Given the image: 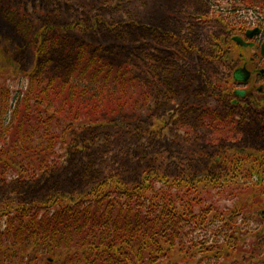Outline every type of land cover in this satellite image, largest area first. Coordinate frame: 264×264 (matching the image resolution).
Instances as JSON below:
<instances>
[{"label": "trees", "instance_id": "trees-1", "mask_svg": "<svg viewBox=\"0 0 264 264\" xmlns=\"http://www.w3.org/2000/svg\"><path fill=\"white\" fill-rule=\"evenodd\" d=\"M225 1L230 7L215 17L217 31L213 29L206 44L215 48H206V56L200 58L218 71L225 62L222 46H231L227 30L245 31L249 21L242 12L264 10V0ZM59 44L58 39L42 40L35 67L11 73L19 82L17 89L0 83V196L6 193L0 197V264H197L198 257L208 264H264L256 253H264V230H249L257 243L241 247L243 193L234 207L221 208L217 202V192L238 186L240 180H249L246 188L259 192L252 195L264 202V191L259 190L264 189V150L241 147L237 140L242 126L231 115L222 118L215 111L225 107L218 95L225 83L212 85L215 99L208 98L210 79L204 80L205 97L191 96L190 85L181 87L187 74L184 66L180 83L173 84L165 75L159 80L157 70L147 72L142 81L130 64H113L88 44L65 51L60 64L52 66L47 59ZM4 73L0 70V79ZM182 94L179 107L189 113L203 111L191 118L203 129L196 131L214 134H195L193 148L198 149L184 165L210 159L206 149L214 148L216 158L206 166L210 173L195 174L193 166L176 174L155 168L128 182L114 172L85 191L31 202L4 190L60 170L63 157L78 147L84 131L106 129L120 118L133 123L153 101L161 107ZM184 120L183 126H189ZM186 138V144L193 141ZM202 139L208 140L205 148H199Z\"/></svg>", "mask_w": 264, "mask_h": 264}, {"label": "rangeland", "instance_id": "rangeland-1", "mask_svg": "<svg viewBox=\"0 0 264 264\" xmlns=\"http://www.w3.org/2000/svg\"><path fill=\"white\" fill-rule=\"evenodd\" d=\"M228 7L225 0H0V70L5 72L0 83L17 89L19 82L11 73L31 71L35 67L36 49L41 41L58 39L59 46L50 50V58L47 59L52 66L60 64V57L62 54L65 57V51L80 44H88L94 51H101L113 64H130L142 81L147 77V72L157 70L159 80L165 75L173 84L180 83V66H184L181 69L187 71V74L181 87L190 85L191 91L188 93L191 96L196 94L205 97L207 90L204 88V80L215 75L222 79V75L221 71L217 72L210 66L207 68L200 58L207 54L204 50L213 29L217 31V24L210 20L216 19L219 12ZM242 15L252 22L251 27L259 25L256 21L259 17L264 22L262 9H257L256 14L243 11ZM187 45L196 52L189 51L187 55L182 53ZM235 49L227 58L231 63L232 59L238 61L237 55L241 53L243 60L237 65H243L257 74L264 68L263 63L251 64L254 50ZM255 73L251 83L257 90L263 82L259 83L261 79ZM222 80L224 83V78ZM183 97L182 94L180 102ZM259 99L262 100V110L264 95H260ZM174 106L175 102L159 107V102L153 101L149 108L143 109L132 120L133 123L128 124V120L120 118L106 129L94 127L91 132L86 130L78 139V147L63 157L60 170L39 177L34 182L10 184L4 190L16 199L31 202L44 199L50 194L70 195L85 191L114 172L122 174L128 182L139 180L146 169L155 168L176 174L192 170L193 166L195 174L210 173L211 169L206 170V166L210 165L214 148L207 147L206 139H202L199 148L207 147L206 151L211 158H197L190 165L184 163L189 159L190 152L198 149L193 148L194 140L198 139L196 133L201 132L203 137L209 138L214 134L193 129L174 131L167 128L170 117L162 113L164 109L169 112ZM255 119L261 123L259 118ZM245 124L242 125L237 143L243 139L241 147L244 149L264 150V132L254 127L253 120ZM187 135L193 139L189 144L185 143ZM218 149L220 147L215 148V151ZM213 158H216L215 155ZM245 182L250 181L240 180L238 186L217 192L220 194L217 202L221 208L234 207L239 202V194L243 193L245 207L238 226L243 233L241 247L248 249L257 243L253 233L248 231L264 230V202L259 197L254 199L252 194L259 192L252 191L251 187L246 188ZM259 190L264 191L262 187ZM256 253L258 259H264L263 252L260 254L257 250ZM238 261L239 264H249L247 261ZM195 262L208 264L201 257Z\"/></svg>", "mask_w": 264, "mask_h": 264}, {"label": "flooded vegetation", "instance_id": "flooded-vegetation-1", "mask_svg": "<svg viewBox=\"0 0 264 264\" xmlns=\"http://www.w3.org/2000/svg\"><path fill=\"white\" fill-rule=\"evenodd\" d=\"M259 30H260V33L255 38H253L251 41L247 40L246 36L244 35H242V38L248 43H252V46L247 47V49L254 50V55L251 58V64L256 63V64L261 65L262 63L264 64V56L261 54L262 44L264 42V24L259 27ZM222 47L224 48L222 49V55L224 57L225 62H224V67L221 70V75H222V79L224 78V83L227 85L219 90L220 92L218 95L221 98V100L226 101V104L224 105L225 107L215 110L217 111L216 114L220 115L222 118H226L229 115H231L230 119H232L234 123L237 124L238 127L242 125H246L245 122L253 120L254 127L256 129H258L259 131L264 130V109L261 110L260 102L262 100L259 99L260 95H264V85H263L264 84V68H261L257 74L253 71L248 70V68L243 65H237L239 61L243 60V55L241 53H238L237 55L238 61L237 59L236 60L232 59L233 62L231 63L229 59H227L231 55V49L227 45H223ZM209 48L212 49L215 47H213V45L212 46L210 45ZM235 64L237 66H235ZM259 67L260 66H258V68ZM239 70L240 71L247 70L249 72L250 76L247 75L245 77V79L247 80L237 81L235 79V74ZM253 73H255V75H257L259 79H261L259 80V83L263 82V84H261V87H259L257 90L255 89L256 87L254 86V84L251 83L254 77ZM241 76L244 78L243 73H241ZM215 78H216V75L210 77V80H211L210 87H211V92L213 93L211 92L208 93L209 99L217 98V94H215V92L217 91H215L216 89H214L212 86L213 84L218 83V81ZM229 83L231 84V86ZM236 91H244V96L243 97L237 96ZM175 101L177 100H171V98H170V101L165 100L163 101L162 107L169 106ZM181 103L182 101L180 102V104ZM188 111L189 110L183 109L182 107H179V109L176 111V106L172 107L169 112L166 111V109H164L162 115L170 117V123L166 125L167 128L170 127L174 131H181L182 129L183 130H187V129L194 130V127L196 128L195 130H203L197 125L199 124V122L197 121V118L200 115H203V111L202 112L193 111L192 113L191 112L189 113ZM255 116L259 118V120H261L262 123H258L256 121L257 119H255L256 118ZM180 117H183V118H180ZM195 117L197 118L194 121H192ZM184 119H186V122L187 121L190 122L189 126H186V127L183 126L182 123L183 121H185Z\"/></svg>", "mask_w": 264, "mask_h": 264}, {"label": "water", "instance_id": "water-1", "mask_svg": "<svg viewBox=\"0 0 264 264\" xmlns=\"http://www.w3.org/2000/svg\"><path fill=\"white\" fill-rule=\"evenodd\" d=\"M258 30H256V31H254V32H249L248 34H247V36L249 37V38H252L255 34H258ZM235 41L237 42V44H239V45H242V46H247L246 44H244V42L240 39V38H235ZM263 55H264V45H263ZM241 73H243L244 74V78L241 76ZM249 76V74H246L244 71H238L236 74H235V79L237 80V81H241V80H247V79H245V77L246 76ZM237 94L238 95H240V96H244V93L243 92H237Z\"/></svg>", "mask_w": 264, "mask_h": 264}]
</instances>
